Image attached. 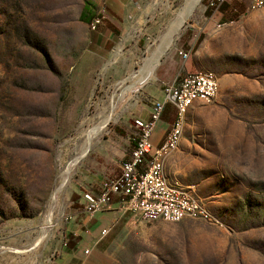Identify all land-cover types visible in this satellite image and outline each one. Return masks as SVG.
<instances>
[{
  "label": "rangeland",
  "instance_id": "1",
  "mask_svg": "<svg viewBox=\"0 0 264 264\" xmlns=\"http://www.w3.org/2000/svg\"><path fill=\"white\" fill-rule=\"evenodd\" d=\"M211 1L0 0V264H264V9L232 0L238 14L219 27ZM85 3L103 18L94 31ZM179 48L219 93L188 108L165 173L216 224L143 222L113 205L69 250L74 214L120 173L135 113L165 60L184 63Z\"/></svg>",
  "mask_w": 264,
  "mask_h": 264
},
{
  "label": "built area",
  "instance_id": "2",
  "mask_svg": "<svg viewBox=\"0 0 264 264\" xmlns=\"http://www.w3.org/2000/svg\"><path fill=\"white\" fill-rule=\"evenodd\" d=\"M232 0H212L210 7L213 14H219V7L223 4L230 5ZM264 9V0H249L247 12ZM102 17L96 16L91 30H96L101 24ZM222 23L221 19L217 24ZM190 52L179 50L183 62L186 54ZM163 100L152 102L150 120L148 122L136 121L135 146L130 151L127 159L120 167V173L111 179L103 181L99 193H88L83 199V212L90 217L110 211L113 205L120 207L124 212L131 213L143 222H155L164 219L165 222L179 223L186 219H199L204 222L214 223L204 201L196 194V200L188 199V191L183 187L166 189L156 181L155 172H151L150 161L156 157L158 148L173 147L178 139L177 124L180 107L184 105L185 97L194 94L211 96L213 102L219 93V80L216 75H203L202 71L182 73L173 83L163 86ZM171 105L174 110V121L168 130L163 143L155 147L151 141L152 133L166 111V106ZM111 227L100 231V239L106 237ZM89 250H85L88 254Z\"/></svg>",
  "mask_w": 264,
  "mask_h": 264
},
{
  "label": "crops",
  "instance_id": "3",
  "mask_svg": "<svg viewBox=\"0 0 264 264\" xmlns=\"http://www.w3.org/2000/svg\"><path fill=\"white\" fill-rule=\"evenodd\" d=\"M224 12L219 11V14H215L210 16L209 19L212 20V17L215 18L216 15H218L220 18L218 20H222V18L224 17ZM112 24L114 25V29L119 30V28L112 22ZM218 26H222L221 24H218ZM107 31H110V33L108 34V37H111L112 34L114 33L113 31H111V29L106 28ZM180 50H183L182 48H179ZM190 53L186 54V61L182 63L181 65H179V61L175 56H172L170 58V60H165L164 64H163V71L161 73V75L158 77V87H153L152 89H149L147 91V100H148V104H146L144 107H142L139 111H137L135 113V117L136 120L138 121H142V122H148L150 120V113L152 110V102H161L163 100V96L161 94V87L165 86L167 84L173 83L174 80L177 78V76L179 74H184L187 72H193V71H198V68L195 64H193V62H189V58H190ZM184 64V65H183ZM170 71L174 72V76L173 78L170 76H168V73ZM196 102V101H195ZM170 106V109L168 110L167 107ZM192 106V104L190 105ZM189 106V107H190ZM188 107V108H189ZM188 110V109H187ZM174 110L172 108L171 105H167L166 106V111L164 112L161 120L159 122L156 123L155 128L153 130L152 133V137H151V141L153 143V145L155 147L160 146L164 139L165 136L168 132V130L170 129L173 121H174ZM187 112V111H186ZM168 158L165 159L164 162V169H165V163L166 160ZM169 180V179H168ZM170 182V180H169ZM176 184V183H173ZM178 185V184H177ZM83 213V216L79 215V214H74V217L72 218L71 224L69 225V231L68 234L66 236V238L68 236L73 237V241L76 243L74 249H79L80 245L83 243H90L91 237L90 236H84V234L86 233L85 229L88 228V223L89 220H91L92 217H90L88 214ZM76 238H79L78 240H76ZM67 242L65 243V246L67 247Z\"/></svg>",
  "mask_w": 264,
  "mask_h": 264
},
{
  "label": "bare ground",
  "instance_id": "4",
  "mask_svg": "<svg viewBox=\"0 0 264 264\" xmlns=\"http://www.w3.org/2000/svg\"><path fill=\"white\" fill-rule=\"evenodd\" d=\"M93 20L89 24L90 29L92 27ZM179 22H180V19L175 21V23L173 24V29H176ZM158 58H159L158 53L157 54L152 53L151 56L148 57L145 64L148 65L149 70L154 65V63L158 60ZM202 74L203 75H210V74L215 75L211 71H202ZM195 101L211 102V96L202 95V94H194L193 96L185 97L184 105H182V107H180V111H179V115H178V124H177L178 139H175L174 149H173V147L158 148V151L156 153V157H153L150 161V169H151V172H155L156 181H160L161 186L166 187V189H174V186L182 187V186H179L177 184H173V183L169 182L167 175L165 173V169H164V160L167 156L170 155V153L173 150H175L177 148V146L180 142V138H181V134H182V130H183L186 111H187L188 107ZM88 139L89 140L92 139V136H90V134L88 135ZM188 199L189 200H196V194L189 190L188 191ZM157 220L165 221L164 219H156L155 221H157ZM14 252L20 254V253H24L25 251L14 250Z\"/></svg>",
  "mask_w": 264,
  "mask_h": 264
},
{
  "label": "trees",
  "instance_id": "5",
  "mask_svg": "<svg viewBox=\"0 0 264 264\" xmlns=\"http://www.w3.org/2000/svg\"><path fill=\"white\" fill-rule=\"evenodd\" d=\"M228 10H231V13H232L233 15L238 14V10H237V9H234V8H231V6L228 5V4H223V5H221V6L219 7V11L225 13V14H224V17L222 18V20H226V21L233 22L234 19H232V17H228V16H227V11H228ZM204 14L206 15V17H208V16H209V17L212 16V14H213V8H211L210 6H207V8H206ZM96 16H99V15H94V16H93V15L89 12L88 4L85 3V4H84V8H83V10H82V12H81V14H80V19H81V21H83V22H85V23H88V25H89V24L92 22V20H93ZM99 17H101V16H99ZM228 19H229V20H228ZM231 19H232V20H231ZM222 20H221V21H222ZM102 21H103V18H102ZM102 21H101V23H102ZM223 23H224V22H223ZM111 29L114 30V28H111ZM114 32H115V30H114ZM198 41H200V37L198 38V40H197L196 43H198ZM134 146H135V142H133V147H134ZM72 239H73V237H70V236H69L68 242L70 241V243L67 244V247H68L69 250H72V249L75 247V244H76L75 242H71ZM77 240H78V239H77Z\"/></svg>",
  "mask_w": 264,
  "mask_h": 264
}]
</instances>
